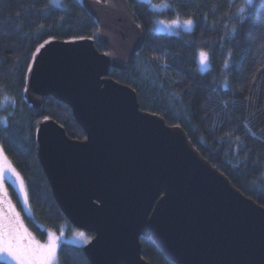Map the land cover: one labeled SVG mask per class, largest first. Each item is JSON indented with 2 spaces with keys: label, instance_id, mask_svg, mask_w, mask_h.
I'll return each instance as SVG.
<instances>
[{
  "label": "water",
  "instance_id": "1",
  "mask_svg": "<svg viewBox=\"0 0 264 264\" xmlns=\"http://www.w3.org/2000/svg\"><path fill=\"white\" fill-rule=\"evenodd\" d=\"M80 1L97 34L49 37L37 52L40 43L23 94L35 109L50 95L67 103L85 132L72 137L46 115L35 148L63 213L93 233L83 245L90 263L151 264L143 236L178 264H264V205L204 157L183 126L141 108L137 91L110 75L144 45L131 2Z\"/></svg>",
  "mask_w": 264,
  "mask_h": 264
},
{
  "label": "trees",
  "instance_id": "2",
  "mask_svg": "<svg viewBox=\"0 0 264 264\" xmlns=\"http://www.w3.org/2000/svg\"><path fill=\"white\" fill-rule=\"evenodd\" d=\"M145 30L143 48L128 69L110 75L132 86L141 108L179 124L194 146L245 194L264 205V0L168 1L158 11L145 0H129ZM193 19L192 30H155L159 17ZM97 23L80 0H0V144L24 176L33 213L23 221L31 234L80 230L58 205L35 148V128L50 115L67 133L85 132L72 108L54 96L35 109L24 97L28 64L49 37L95 36ZM100 50L103 48L97 43ZM206 48L209 66L201 70L198 50ZM227 63V67L225 64ZM10 97L4 102V97ZM19 201L17 200V203ZM93 235V233H88ZM142 255L151 264H178L152 237H141ZM59 264H91L83 245L63 240ZM0 264H9L0 259Z\"/></svg>",
  "mask_w": 264,
  "mask_h": 264
},
{
  "label": "snow or ice",
  "instance_id": "3",
  "mask_svg": "<svg viewBox=\"0 0 264 264\" xmlns=\"http://www.w3.org/2000/svg\"><path fill=\"white\" fill-rule=\"evenodd\" d=\"M247 3L252 4L253 0H247ZM160 23L164 24L165 22L161 21ZM172 27L191 29L194 27V22L192 19L181 20L179 15H177L176 19L166 25V28ZM47 44H49V41H44V44H41L36 51L40 52ZM198 58L200 65H208L209 57L207 52L201 50L198 53ZM32 59L35 60L36 57L33 56ZM227 66L226 63L225 67ZM9 100L10 97H4L5 103ZM5 181L11 182L20 194L24 205L28 207L29 213H31L29 189L26 182L5 153L3 147H0V253L10 255L16 261V264H59L57 248L60 236L49 230L47 232L48 238L45 242L41 243L37 240L24 227L19 212L15 210V205L8 196V188ZM77 235L85 238L83 232H78Z\"/></svg>",
  "mask_w": 264,
  "mask_h": 264
},
{
  "label": "rangeland",
  "instance_id": "4",
  "mask_svg": "<svg viewBox=\"0 0 264 264\" xmlns=\"http://www.w3.org/2000/svg\"><path fill=\"white\" fill-rule=\"evenodd\" d=\"M145 1H147L150 5H151V7L153 8V9H156V10H158V11H162V10H164V9H166L168 6H169V3H168V1H163V2H155L154 0H145ZM53 3L54 4H56V5H61V0H53ZM177 17H174V18H166V17H159V18H157L156 19V21H155V30H157V31H161V32H166V33H172V34H178V33H180V32H182V31H190V30H192L193 28H191V29H188V28H186V27H172V28H166V25L167 24H169L173 19H176ZM179 18L181 19V20H185V19H189V18H183V17H180L179 16ZM193 20V19H192ZM161 21H164L165 23L164 24H161L160 22ZM193 22H194V20H193ZM194 24H195V22H194ZM205 51V52H207L208 53V50L206 49V48H199V50H198V53L200 52V51ZM208 57H209V53H208ZM198 65H199V68L201 69V70H206L207 68H208V66H209V63H208V65H200L199 64V58H198ZM0 120L1 121H3V122H5L6 121V118H0ZM0 147H2V145L0 144ZM6 153V152H5ZM8 156V155H7ZM10 159V158H9ZM11 160V159H10ZM14 165V164H13ZM17 169V168H16ZM18 170V169H17ZM19 171V170H18ZM22 175V174H21ZM23 176V175H22ZM23 178H24V176H23ZM24 180H25V178H24ZM25 182H26V180H25ZM5 184H6V186H7V188H8V185H7V181H5ZM26 185H27V183H26ZM20 195V194H19ZM8 196L11 198V201H12V203H13V200H12V197H11V194H10V191H9V188H8ZM21 200V206H16L14 203V205H15V210L17 211V212H19V214H20V217H21V215L24 213V211L26 212V213H29V209H28V207H26L25 205H24V203H23V201H22V199H20ZM17 204V203H16ZM29 205H30V201H29ZM22 221H23V216H22ZM23 224H24V227L25 228H27L28 229V231H29V227H28V225H26L25 224V222L23 221ZM68 230V227L67 226H63L62 228H61V231L60 232H57V231H54V230H50V231H52V232H54L57 236H60V240L58 241V245H60V243L63 241V240H69V241H71V242H73V243H76V244H79V245H84V244H86L90 239H91V237H92V235H90V234H88V232H86V231H84V230H74V231H72V232H68L67 231ZM30 232V231H29ZM78 232H83L84 234H85V238H81L80 236H78L77 235V233ZM31 233V232H30ZM61 233H62V235H61ZM37 240H39L41 243H43V242H45L46 240H41V239H39L38 237H36L35 235H33ZM58 248H59V246H58ZM58 248H57V255H58ZM0 259L1 260H4V261H6L7 263H9V264H16V261L10 256V255H8V254H6V253H0Z\"/></svg>",
  "mask_w": 264,
  "mask_h": 264
},
{
  "label": "flooded vegetation",
  "instance_id": "5",
  "mask_svg": "<svg viewBox=\"0 0 264 264\" xmlns=\"http://www.w3.org/2000/svg\"><path fill=\"white\" fill-rule=\"evenodd\" d=\"M21 174V173H20ZM7 185H8V188H9V191H10V194H11V197H12V200H13V203L18 207V206H21V198H20V195L19 193L17 192V190L14 188V186L11 184V182H8L7 181ZM17 200L19 201L17 203ZM17 203V204H16ZM30 206V205H29ZM31 208V206H30ZM31 213H33V210L31 208ZM21 218H22V215H21ZM33 235V234H32Z\"/></svg>",
  "mask_w": 264,
  "mask_h": 264
}]
</instances>
